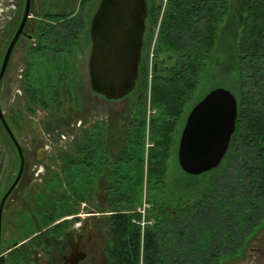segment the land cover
I'll return each instance as SVG.
<instances>
[{
	"label": "trees",
	"instance_id": "trees-1",
	"mask_svg": "<svg viewBox=\"0 0 264 264\" xmlns=\"http://www.w3.org/2000/svg\"><path fill=\"white\" fill-rule=\"evenodd\" d=\"M163 1L146 0L149 29L159 20ZM97 2L79 0L78 14L54 15L56 52L63 40H69L72 53L89 38ZM151 36L145 39L135 88L126 97L131 100L122 114L131 121L126 129L110 117L86 132L71 129L63 146H55L54 158L44 167L47 177L38 187L39 227L77 214L83 202L102 211L94 203V179L102 170L97 145L108 141L110 146L117 134L123 144L122 170H108L111 182L103 191L104 211L111 212L110 264H140L142 252L154 255L148 252L153 247L164 249L165 264H225L253 225L264 220V0H166L149 82ZM222 56L228 62L227 90L237 102L225 165L219 172L202 174L203 180L183 173L180 190L176 178L174 188L167 189L171 149L185 107L200 79L211 74ZM74 80L73 75L68 79L71 88ZM67 96L75 111L77 97L70 89ZM64 97L55 85L40 95L39 106L60 109ZM148 107L153 113L147 118ZM107 153L102 160L110 161ZM145 190L153 207L141 214ZM18 255L12 253L8 263L16 264Z\"/></svg>",
	"mask_w": 264,
	"mask_h": 264
},
{
	"label": "flooded vegetation",
	"instance_id": "flooded-vegetation-1",
	"mask_svg": "<svg viewBox=\"0 0 264 264\" xmlns=\"http://www.w3.org/2000/svg\"><path fill=\"white\" fill-rule=\"evenodd\" d=\"M99 1L90 17L88 27H90L92 16ZM165 3L166 0L163 1L160 21ZM26 4L27 0H0V71L5 60V68L0 79V112L14 140L21 148L24 159L21 176L6 197L2 209L0 264H7L11 254L14 252L19 254V260L16 264H66L65 258L70 253L71 245L75 246L79 253L85 254V258L78 264H83L87 261L89 252L93 249L100 250L103 253L104 264H110L108 254L111 245V233L108 218L111 212L104 211V209L108 210V208L103 191L111 182L108 170H111L112 173L115 170H122V165L119 164L122 151L120 153L119 147H122L123 144H120L117 140V134L112 136L116 142L110 146L108 141L105 143L98 142L97 145L99 167L102 170L97 171L94 179L97 190L94 203L102 211H97L88 202H83V206L77 214L52 221L46 227H39L38 184L35 182L39 177V173L38 170L33 169V165L43 161L44 155L42 153L44 150L48 147L51 149L46 144L40 145L41 148L38 145L37 125L39 124V112L46 108L39 106V97L42 93L54 89L55 85L57 90L66 97H68L69 89L80 94L76 83L73 84V88L68 84V79L74 74L73 69L75 67L72 66L70 58L73 57L74 51L82 49L84 43L89 45L91 50L92 41L88 32L89 38L81 41L73 49L72 53H69V40L61 41L63 45L58 46L56 52L54 44L55 22L53 19L54 15H56L53 12L55 8L54 0H30L24 26L13 41L7 55L8 47L23 21ZM144 25L141 57L145 50V36L148 33L153 36L156 27L149 29L146 17ZM75 80L78 79L75 78ZM90 92L103 98L95 94L91 88ZM65 101H62V113H56V115H52L43 121V124L47 127L46 134L52 138V141H60L61 137H64V134H69L71 129L80 128V130L86 132L92 122H104V120L99 121L98 119L92 120L83 117L78 120V126H73L72 120L76 119L74 117L78 115L77 113L80 109L84 111L85 108L79 104L80 106L75 108V111L70 115L64 106ZM113 121V123L121 126L124 130L131 123V121L126 119H123L121 123H118L116 119ZM25 132L28 134L23 136ZM61 132L63 133L58 136V133ZM105 151L108 152L106 156H110V161L102 160ZM12 154H15L17 158V170L13 175H8L6 170L7 157L9 155L12 156ZM19 163L20 159L16 145L0 119V186L2 187L0 201L16 179ZM112 181L115 183L114 187H112L117 188V178H113ZM35 187V191L31 190ZM144 199H146V196ZM88 207L91 210L93 209V212H87ZM152 207V204H148V209H152ZM86 208L88 209L86 210ZM66 220L68 222H65ZM19 221L28 222L30 227L24 229L23 224H18ZM4 224L8 228L6 236H14L16 233H22L23 236H26L20 241H16V237H14L8 243L6 241L3 243V239H6L5 235L3 238ZM34 227L37 229L32 231ZM262 230H264V220L253 225L251 232L242 242V246L238 248L233 256L226 258L225 264H264V232L263 234L260 233ZM30 232L31 234H28ZM163 251L164 249L162 248H149L148 252L154 255H147V253L144 254L142 252L140 264H165L163 262L165 259Z\"/></svg>",
	"mask_w": 264,
	"mask_h": 264
},
{
	"label": "water",
	"instance_id": "water-1",
	"mask_svg": "<svg viewBox=\"0 0 264 264\" xmlns=\"http://www.w3.org/2000/svg\"><path fill=\"white\" fill-rule=\"evenodd\" d=\"M29 2L30 0H27L23 21L8 47L7 55L24 26ZM146 13V0L99 1L89 27L92 43L88 75L91 90L105 100H122L135 88ZM4 68L5 60L0 71V79ZM236 118V98L225 88H213L199 100L189 111L180 132L177 162L181 171L190 176H199L218 168L235 132ZM0 119L15 143L20 159L16 179L0 201L1 229L3 205L21 176L24 159L21 148L2 119L1 112ZM84 258L85 254L79 253L76 247L71 245L65 262L78 264Z\"/></svg>",
	"mask_w": 264,
	"mask_h": 264
},
{
	"label": "rangeland",
	"instance_id": "rangeland-1",
	"mask_svg": "<svg viewBox=\"0 0 264 264\" xmlns=\"http://www.w3.org/2000/svg\"><path fill=\"white\" fill-rule=\"evenodd\" d=\"M54 4H55V8L53 9V12L55 14H71L72 12H74V15H76L79 12V0H54ZM149 51H150V48H149ZM89 53H90V46L84 43V46L82 47V49H80L79 51H74V54H72L73 57L70 58L71 63L73 64L72 66H75L73 69V73H74L73 75L78 80H74V81H76V86L79 88L78 92H80V94H78L77 92H74V91H72V93H73L74 97L78 98V101L80 99L78 106L82 105L83 108H85L84 111H82V109L79 110V112L77 113L78 115L76 117H74L76 119L72 118L73 120L71 119L72 120L71 123L73 124V126H78V123H77L78 120L80 118L82 119L83 117L86 119L90 118L92 120L98 119L99 121L104 120L106 118L109 120V118L111 117L112 119L117 118L116 120H118V123H121V121L124 119L122 114H126L128 106L131 104V100L129 98H125L122 101L110 102V101H107V100H105L99 96H95L93 93L90 92L88 68H87ZM56 61H58V60L56 59ZM152 62H153V57H152ZM152 62L150 63L149 52H148V80H149V82L151 81V76H152V65H153ZM227 65H228V62L226 60V57L225 56L220 57L219 63H217V65L213 68L211 74L200 79V82H199V85H198L196 91L194 92V94L191 97V100L188 102V104L185 107L184 114L182 117V121L178 124L174 144H173L172 149H171L172 151H171L170 160H169L168 172H167V176H166L165 181H164L167 189L171 190L174 188V184H172V182H173V179L176 178L178 180V186L177 187L180 190L181 181H182L183 176H184L183 172L180 171V168H179V165L177 162V146H178V141H179V137H180V132H181L182 127L185 123L186 117H187L189 111L191 110V108L199 100H201L211 89L216 88V87H222V88L228 89L227 86L229 84L228 83L229 81H228V77H227L228 76ZM149 73H150V75H149ZM77 82H79V83H77ZM65 99H66V101H65ZM65 99H64V101H65L64 106L71 115L74 112V110H72V108H73L72 102L70 101L69 97L65 96ZM43 109H44L43 111L40 110V112H39V124L37 125L38 145L41 148L40 145L46 144V145L50 146L51 149L48 147L46 150H44L42 153L44 155L43 161L39 162V164L35 163L33 165V169L38 170V173H39V177L35 181V182H37L39 189H41L40 186L43 183L44 178L47 177L46 170L44 171L43 174H42V172L44 170V167L48 166L50 161L54 158V153L56 150L55 146H63V140H65V138L67 137V135L64 134L65 138L62 136L60 141H52V138H50L46 134V131L44 130L45 125L43 124L44 123L43 121L47 120L52 115H56V113H59V114L62 113L61 108L60 109H57L55 107L51 108V106H50V107H46ZM148 109H149V107H148ZM151 112H152L151 110H147V118ZM92 124H93V122L91 123V125ZM26 134H28V133H26V132L23 133V136H25ZM148 143L149 142L146 141V143H145L146 148L149 146ZM224 161H225V159H224ZM224 161L221 163V165L218 168H216L218 172L223 169V167L225 165ZM6 170H7L8 175H13L14 172H16V170H17V158H16L15 154L14 155L12 154V156L9 155V157H7ZM197 177L200 180H203L205 178V176H202V175H199ZM38 187H37V189H38ZM1 190H2V187L0 186V192H1ZM31 190L35 191L36 187L34 189H31ZM31 190H29V191H31ZM161 192H163V190H161ZM147 195L148 194L146 193V190H145L143 200H142L143 202H142L141 207L139 208V212H141V214H144L145 213L144 211L148 210ZM174 195H175V193H174ZM145 196H146V199H144ZM82 206H83V204H81L80 209L82 208ZM172 206H174V202H172ZM88 208H86V210ZM80 209H79V212H80ZM87 212H93V209L91 210L89 208ZM67 217H69V216H67ZM143 221H144V219H142V222ZM20 223L24 225V229L30 227L28 222H20L19 221L18 224H20ZM3 229H4L3 230V232H4L3 238H4V235L6 237L5 240L3 239V243H5V241L8 243L14 237H16L15 238L16 241H20L22 238H24L26 236V235L23 236L22 233H20V234L16 233L14 236L13 235L6 236V232H7L8 228L5 224H4ZM29 229H31V228H29ZM35 229H37V228L34 227V230H32V231H35ZM263 232H264V230H262L260 233L263 234ZM28 234H31V232ZM104 263H105V259L103 257V253H101L100 250L97 251V250L93 249L92 251L89 252L88 259L83 264H104ZM7 264H9V263L7 262Z\"/></svg>",
	"mask_w": 264,
	"mask_h": 264
},
{
	"label": "built area",
	"instance_id": "built-area-1",
	"mask_svg": "<svg viewBox=\"0 0 264 264\" xmlns=\"http://www.w3.org/2000/svg\"><path fill=\"white\" fill-rule=\"evenodd\" d=\"M159 23H160V19L158 20V22L156 24V27H155V30H154V34H153V36L151 38V41H150V51H149V60H150V63L152 62L154 46H155V43H156V39H157V35H158V30H159ZM149 75H150V73H149ZM143 225H144V223L142 222L141 223V226L143 227Z\"/></svg>",
	"mask_w": 264,
	"mask_h": 264
}]
</instances>
